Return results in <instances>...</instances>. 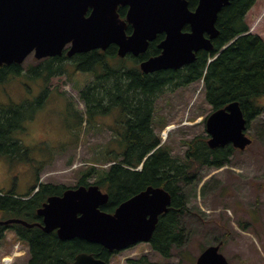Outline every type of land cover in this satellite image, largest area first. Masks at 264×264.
I'll return each mask as SVG.
<instances>
[{
	"label": "trees",
	"instance_id": "obj_1",
	"mask_svg": "<svg viewBox=\"0 0 264 264\" xmlns=\"http://www.w3.org/2000/svg\"><path fill=\"white\" fill-rule=\"evenodd\" d=\"M188 2L191 8L196 5V0ZM255 2L231 0L223 6L215 23L218 34L212 40L213 48L210 51L199 50L193 62L179 69L149 73L140 70L139 62L142 59L159 53L156 44L160 35L137 57L130 54L118 57L116 46L111 44L105 51L94 49L75 53L70 58L64 55L46 58L33 69L30 68V71L35 70V75L45 74L46 79L48 74L64 73L67 59L76 70L91 75V81L78 91V98L85 107L87 123L95 127V118L103 114L112 115L115 121L110 126L113 135L107 140L105 148L99 151L100 161L109 163L108 166L103 168L91 164L80 173L77 185H87L88 179L93 178L94 183L108 193L109 199L102 209L110 212L120 202L147 186L165 188L171 194V203L167 211L159 215L149 241L150 247L164 258L172 257L187 240L183 218L194 215V212L187 206L186 189L194 186L202 168H217L230 163L234 148L230 145L210 148L206 142L207 135L201 134L186 140L182 157L173 155L170 148L161 143L155 131V104L163 93L202 80L204 98L212 110L238 101L247 120V128L251 120L262 115L264 40L249 32L246 23V14ZM239 34L243 35L236 38ZM228 42V46L220 52ZM20 67L14 63L1 66L0 78L20 74ZM38 101L0 106V154L7 161L24 158L27 146L21 142L18 129H21L22 120L33 115ZM26 109L30 110V114L25 117L26 112H21ZM79 118L81 123L83 116L79 115ZM140 163L141 169H136ZM35 176V185L25 194H17L12 189L0 190V220L15 217L29 223L41 222L37 209L47 196L61 194L66 187L63 184L39 182L38 171ZM36 184L38 190L32 194ZM9 229L28 246L29 258L21 264H69L82 251L104 260L113 254L100 244L80 238L61 240L54 231L45 232L36 224L32 227L0 224V240ZM127 262L179 264L151 260L146 255L128 259Z\"/></svg>",
	"mask_w": 264,
	"mask_h": 264
},
{
	"label": "rangeland",
	"instance_id": "obj_2",
	"mask_svg": "<svg viewBox=\"0 0 264 264\" xmlns=\"http://www.w3.org/2000/svg\"><path fill=\"white\" fill-rule=\"evenodd\" d=\"M246 23L250 32L264 40V0H256L246 14ZM41 60L29 54L22 63L21 74L0 78V84H10L18 79L29 93L33 84L39 82V93L34 99L24 101L39 99L38 107L35 106L33 116L28 120H34L37 110L47 107L42 120L51 125L38 143L26 145L23 159L7 161L4 157L0 160V167L6 166L9 172L8 180L0 182V190L12 189L17 194H25L36 183V171L41 182L74 186L80 173L91 164L103 168L107 165L100 161L99 151L113 135L110 130L112 117L97 116L94 122L98 125L94 128L90 123L86 124V115L81 123L79 118V114H85V109L78 91L91 81V75L76 72L67 59L66 71L52 74L47 79L35 75V70L26 73ZM0 91L9 95L7 88ZM9 101L15 105L10 95ZM24 111L25 117L30 114L29 109L21 114ZM210 112L202 83L195 81L173 92L167 91L158 98L154 113L155 131L173 155L182 157L186 140L206 134L204 119ZM22 121L21 129H18L21 134L28 130ZM102 123H105L104 127ZM247 133L253 138L251 145L233 151L228 165L202 168L194 186L186 189L187 206L194 215L184 216L187 240L172 257H161L149 243H139L115 254L110 264H128L127 259L141 255L160 262L193 264L202 248L220 240L219 250L229 264H264V112L248 123ZM88 180L92 182L93 178ZM17 242L14 233L7 231L0 240V261ZM20 247L24 254L13 259L11 264L27 262V246L20 243Z\"/></svg>",
	"mask_w": 264,
	"mask_h": 264
},
{
	"label": "water",
	"instance_id": "obj_3",
	"mask_svg": "<svg viewBox=\"0 0 264 264\" xmlns=\"http://www.w3.org/2000/svg\"><path fill=\"white\" fill-rule=\"evenodd\" d=\"M230 1L198 0L190 9L187 0H0V66L19 64L33 50L36 58L61 55L66 45L68 56L106 50L110 44L117 46L120 57L138 56L163 33L160 53L141 60L140 69L144 73L178 69L193 62L199 50L212 49L218 13ZM119 4L129 7L125 20L117 13ZM128 24L132 31L127 34ZM246 122L238 101L213 110L205 120L208 146L232 144L243 150L251 143ZM107 200L108 194L95 184L68 188L61 196H49L38 208L42 225L37 224L45 232L56 230L61 240L80 238L109 251L120 250L150 240L171 195L162 187L148 186L113 213L100 208ZM0 223L34 225L19 218ZM219 246L205 247L194 264H229ZM69 264L108 262L82 251Z\"/></svg>",
	"mask_w": 264,
	"mask_h": 264
},
{
	"label": "clouds",
	"instance_id": "obj_4",
	"mask_svg": "<svg viewBox=\"0 0 264 264\" xmlns=\"http://www.w3.org/2000/svg\"><path fill=\"white\" fill-rule=\"evenodd\" d=\"M3 88H7L11 97V102L18 106L25 100L34 99L40 91V84L39 82L33 84V90L31 93L27 92L23 88L18 79L13 80L10 84H0V89ZM9 95H5L2 91H0V106L7 107L9 105ZM47 111V107L37 110L34 120H28L26 118L22 121L28 129L26 133H18L21 137V142L24 145H33L38 143L41 138H44L45 133L50 130L51 125L46 120H42V117ZM3 159V155L0 154V160ZM8 178L9 172L6 166L0 167V182H6Z\"/></svg>",
	"mask_w": 264,
	"mask_h": 264
},
{
	"label": "flooded vegetation",
	"instance_id": "obj_5",
	"mask_svg": "<svg viewBox=\"0 0 264 264\" xmlns=\"http://www.w3.org/2000/svg\"><path fill=\"white\" fill-rule=\"evenodd\" d=\"M188 1V0H187ZM197 1L198 0H196V5H197ZM188 4H189V2H188ZM195 5V6H196ZM195 6L193 7V8H191L190 7V5H189V8L190 9H194L195 8ZM128 5H121V4H119L118 6H117V11H118V14H119V16L122 18V19H125L126 18V14H127V11H128ZM132 31V26L131 25H127V28H126V33H130ZM158 35H160L161 36V38H160V40L164 37V34L163 33H159V34H157V36ZM156 36V37H157ZM156 37H155V39H156ZM154 39V40H155ZM159 42V41H158ZM158 42H157V48H158ZM159 49V48H158ZM159 51H160V49H159ZM4 66H8V65H5V64H3ZM3 65H1V66H3ZM10 65V64H9ZM0 66V67H1ZM261 101L263 102L264 101V95H263V97L261 98ZM106 115H108V114H103L101 117H105ZM112 122H114V118L112 119ZM103 124V127L105 126L104 124L105 123H102ZM121 128V127H120ZM105 146L106 145H104L103 146V148H105ZM48 197V196H47ZM104 206V205H103ZM106 211V210H105Z\"/></svg>",
	"mask_w": 264,
	"mask_h": 264
}]
</instances>
